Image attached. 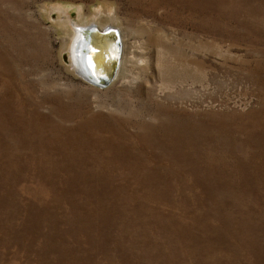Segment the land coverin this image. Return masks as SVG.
<instances>
[{"label": "rangeland", "instance_id": "obj_1", "mask_svg": "<svg viewBox=\"0 0 264 264\" xmlns=\"http://www.w3.org/2000/svg\"><path fill=\"white\" fill-rule=\"evenodd\" d=\"M0 264H264V0H0Z\"/></svg>", "mask_w": 264, "mask_h": 264}, {"label": "water", "instance_id": "obj_2", "mask_svg": "<svg viewBox=\"0 0 264 264\" xmlns=\"http://www.w3.org/2000/svg\"><path fill=\"white\" fill-rule=\"evenodd\" d=\"M122 52L123 41L117 27L109 25L101 29L96 24L84 26L76 41V59L82 65L76 73L89 85L106 89L117 77ZM72 63L76 65L75 61Z\"/></svg>", "mask_w": 264, "mask_h": 264}, {"label": "bare ground", "instance_id": "obj_3", "mask_svg": "<svg viewBox=\"0 0 264 264\" xmlns=\"http://www.w3.org/2000/svg\"><path fill=\"white\" fill-rule=\"evenodd\" d=\"M89 25V24H88ZM98 26V25H97ZM114 26V25H113ZM84 27L83 25H78V24H75V32H74V35H73V39L72 42H71V45L69 47V51H70V60L71 62L72 61H75L76 65L72 63V66H73V69L77 72V68H79L81 65V63L79 62L78 59H76V53H75V48H76V41H77V37L79 35V32H80V29ZM79 28L78 31H76V29ZM101 28V27H100ZM105 28V27H104ZM102 29V28H101ZM119 29V28H118ZM120 32H121V37H122V41H123V52H122V56H121V64H120V67H119V71H120V68L123 66V63H124V59H125V56H124V34L123 32L121 31V29H119ZM75 59V60H74ZM123 60V61H122ZM80 65V66H79ZM79 70V69H78ZM119 71H118V74H119ZM118 74H117V77H118ZM116 77V79H117ZM82 79V78H81ZM115 79V80H116ZM114 80V81H115Z\"/></svg>", "mask_w": 264, "mask_h": 264}]
</instances>
